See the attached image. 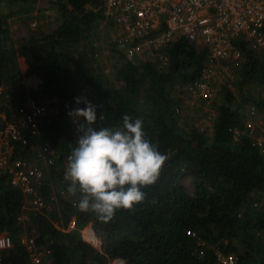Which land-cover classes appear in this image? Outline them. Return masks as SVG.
<instances>
[{"label":"trees","instance_id":"1","mask_svg":"<svg viewBox=\"0 0 264 264\" xmlns=\"http://www.w3.org/2000/svg\"><path fill=\"white\" fill-rule=\"evenodd\" d=\"M99 2L48 1L55 6L58 25L33 33L21 48L18 44L19 50L12 46L0 14V84L7 86L1 96L5 110L11 116L20 109L21 115L30 102L44 106L35 120L36 131L24 128L28 142L13 143L9 154V160L21 158L41 168L37 186L44 206H30L20 189L10 184L7 172L0 174V234L6 231L12 242L0 250V264H33L32 252L21 242L25 224L36 233L27 238L49 250L41 264H110L113 260L123 264H217L212 247L235 253L244 264H264V149L247 134L235 139L232 130L243 128L246 103L264 106L254 99L259 92L250 87L240 88L237 94L225 89L221 100H214L216 94L208 101L214 112L212 126L203 130L192 125L187 130L180 126L177 106L181 100L173 92L177 85L186 87L198 77L206 50L179 38L161 48L166 49V55L162 54L165 65L153 57L129 59L115 34L109 33V26L105 47L97 43L95 29L102 19ZM237 44L245 61L241 80L252 79L261 91L264 49L253 51L243 40ZM104 49L116 61L109 72L100 62ZM18 55L25 60L21 68ZM25 74L39 79L36 88L22 83ZM76 97L97 106L92 125L97 130L120 127L124 115L142 119L146 138L168 156L156 183L142 189L145 200L132 210H117L109 221L79 211L78 196L68 193L70 182L64 180L67 157L76 146L77 125L82 122L68 113L85 107L83 102L76 103ZM44 144L56 150L53 163L43 161ZM184 175L192 177V194L181 182ZM251 200L261 203L257 210L249 208ZM71 219L75 228L67 230ZM88 226L99 247L81 237ZM191 232L206 244L198 243Z\"/></svg>","mask_w":264,"mask_h":264},{"label":"built area","instance_id":"2","mask_svg":"<svg viewBox=\"0 0 264 264\" xmlns=\"http://www.w3.org/2000/svg\"><path fill=\"white\" fill-rule=\"evenodd\" d=\"M98 7L102 12L101 20L109 25L129 59L153 57L165 65L161 48L179 38L205 49L207 64L190 89L191 94L200 99L213 98L214 73L226 74L231 66H237L235 62L240 67L245 62L237 41L243 40L256 52L264 49V0H100ZM6 88L0 84V174L7 172L10 184L20 189L26 203L41 209L44 200L37 186L42 177L41 168L37 169L25 159L9 160V154L13 143L28 142L24 128H36L35 120L44 106L30 102L26 112L20 115V109L16 110L10 119L12 115L8 116L1 101ZM242 127L232 129L235 139L247 134L264 149V123L259 134L254 123L248 122ZM41 153L45 164L53 163L55 148L44 144ZM74 228L75 221L71 219L67 230ZM191 235L196 234L191 232ZM198 240L202 244L199 236ZM21 242L32 252L33 264H41L49 253L48 249L36 246L32 238H22ZM11 246L10 236L0 234V250ZM213 251L217 264H244L235 253L218 248Z\"/></svg>","mask_w":264,"mask_h":264},{"label":"clouds","instance_id":"3","mask_svg":"<svg viewBox=\"0 0 264 264\" xmlns=\"http://www.w3.org/2000/svg\"><path fill=\"white\" fill-rule=\"evenodd\" d=\"M74 99L85 107L68 113L82 118V122L77 125L80 135L76 146L67 157V191L78 196L79 211L109 221L117 210H132L145 200L142 189L156 183L168 156L146 138L142 119L124 115L120 127L97 130L92 127L97 120V106L86 98Z\"/></svg>","mask_w":264,"mask_h":264},{"label":"rangeland","instance_id":"4","mask_svg":"<svg viewBox=\"0 0 264 264\" xmlns=\"http://www.w3.org/2000/svg\"><path fill=\"white\" fill-rule=\"evenodd\" d=\"M50 0H37V2L33 1L31 4H24L19 0H0V14H3L5 18V22L7 24L8 32L12 41V46L18 49V44L21 46L27 42L28 38L34 33L35 35L41 34V30H51L58 25V16L56 14L55 6L48 3ZM107 24L101 22L99 27L95 29V34L100 44L105 47L107 44L108 36L107 31L103 29ZM109 25H107L108 28ZM37 27V28H36ZM106 31V32H105ZM97 32V33H96ZM109 45V44H108ZM86 47V46H85ZM19 50V49H18ZM163 54V52H162ZM105 58L100 57V62H103L106 71L109 72L108 68L112 67L116 61L113 60L111 55L104 53ZM164 55V54H163ZM166 55V54H165ZM24 58L22 55H18L17 64L21 68L24 66ZM237 66H231V68L227 71L226 74L221 72H216L218 80H216L214 95H218L214 100L222 99L224 96L225 89L234 92L235 94L240 92V88L250 87V91L259 92L258 97H254V99L258 101L264 102V86L260 87V90L255 82H244L241 80L240 69L242 67L238 66V62H235ZM243 64V63H242ZM234 65V64H233ZM103 66V65H102ZM111 71V70H110ZM216 77V79H217ZM39 79L34 76H29L25 74L22 78V83L26 87L36 88L38 86ZM177 85L175 87V94L180 97V105L179 107V122L180 126L185 127L189 130L190 127L195 126L202 128L203 130L209 129L213 124L214 112L211 111V106H208L209 100L199 99V98H188L187 92H189V88ZM189 87V86H188ZM191 89V88H190ZM183 90V91H182ZM192 95V94H191ZM214 97V96H213ZM220 97V98H219ZM261 98L263 100H261ZM259 99V100H258ZM261 103V102H260ZM264 104V103H263ZM251 103L245 104V112L248 113L247 117L244 120V125L248 122L255 124L256 134L261 132L260 126L264 123V106L254 107L251 106ZM251 111L254 113L251 114ZM257 121V122H256ZM181 182L185 189L192 194L194 191V186L192 183V177L189 175L182 176ZM256 197V195H255ZM254 200H251L249 203V208L257 210L258 205L253 204ZM258 202V201H257ZM245 206L241 208V210H245ZM23 234L24 238H27V235L36 236V233L33 230H29L28 224L23 226ZM7 233L6 231L2 232V234ZM95 232L89 226L82 230L81 237L85 238V241H89L94 246L99 247V241L94 236ZM89 236V237H88ZM89 238L86 239V238ZM197 238V242L199 243L198 236L194 235ZM202 244H206L205 240L201 241ZM226 244V243H224ZM213 250L217 249L216 247H212ZM117 260L112 261L110 264H119Z\"/></svg>","mask_w":264,"mask_h":264},{"label":"crops","instance_id":"5","mask_svg":"<svg viewBox=\"0 0 264 264\" xmlns=\"http://www.w3.org/2000/svg\"><path fill=\"white\" fill-rule=\"evenodd\" d=\"M101 22L105 23L103 20H101ZM105 24H106V23H105ZM106 27H107V25H106L103 29H105ZM108 30H109V33H110V34H113L111 28H108ZM197 47L200 48V46H197ZM165 50H166V49L161 50V52H163L164 56H165V53H166ZM104 53H107V50L104 49ZM161 54H162V53H161ZM206 64H207V58H206V61L203 63V65H202V67H201V69H200L199 74L201 73L202 69L205 68V65H206ZM214 75L217 77V75H216L215 73H214ZM198 77H199V75H198ZM198 77H197V78H198ZM197 78H196V79H197ZM196 79H195V80H196ZM195 80H194V81H195ZM216 80H218V77H217ZM194 81H193V82H194ZM193 82H192V83H193ZM216 82H217V81H215V83L213 84V86L216 85ZM188 85H189V87H188ZM188 85H187L186 87L189 88V92H190V88H191L192 85H191V84H188ZM184 86H185V85H184ZM182 91H183V90H182ZM173 93L175 94V91H174ZM187 95H188L187 97H188V98H191V99H192V98H198V97H196V96H194V95H191V93H188V92H187ZM199 99H200V98H199ZM177 108H178V113H179V107H177ZM253 204L260 205L261 203H260V202H257V201H254V202H252V205H253ZM5 234H6V233H5ZM94 236H95V235H94ZM88 237H89V236H88ZM88 237H87L86 239L89 240ZM83 239L85 240L84 236H83ZM86 241H87V240H86ZM88 242H89V241H88ZM89 243H90V242H89ZM90 244H92V243H90ZM92 245H93V244H92Z\"/></svg>","mask_w":264,"mask_h":264}]
</instances>
